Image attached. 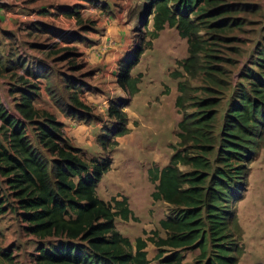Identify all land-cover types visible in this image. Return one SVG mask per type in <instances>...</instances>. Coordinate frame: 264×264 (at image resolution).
I'll use <instances>...</instances> for the list:
<instances>
[{
	"label": "trees",
	"instance_id": "obj_1",
	"mask_svg": "<svg viewBox=\"0 0 264 264\" xmlns=\"http://www.w3.org/2000/svg\"><path fill=\"white\" fill-rule=\"evenodd\" d=\"M150 2L154 8V30L148 32L151 38L156 39L166 26L176 27L189 45V56L180 64L193 78L202 74L208 93L179 123L182 149L165 167L149 170L156 184L153 199L174 207L160 221L166 235L154 232L151 238L137 237L134 244L117 229V219L128 221L134 212L126 196L106 201L97 193V185L113 163L112 153L85 159L81 148L65 135L64 124L34 105L38 84L19 76L25 86L17 88L18 114L0 100V177L5 185L3 194L0 192V216L11 210L26 223L27 234L38 245L35 264H150L148 241L158 248L156 257L164 264H181L183 252L190 248L200 249L207 264H235L230 257L234 248L229 245V203L242 199L244 161L264 136V50L255 60L260 73L250 70L245 75L249 87L238 86L217 135L218 95L227 88V80L220 64L224 58L215 54L213 46L219 44L217 40H225L222 34L242 27V20L232 17L241 10L240 4H225L224 0ZM147 44L152 45V40ZM143 51V44L137 45L118 64L117 81L128 96L110 103L108 116L114 125L103 127L98 138L104 150H113L118 145L116 138L129 132L125 107L139 93L142 76L132 78L131 71ZM19 66H25L21 57L9 68ZM25 69L34 78L47 77V69L40 65ZM172 75L177 78L183 73ZM66 86L77 87L74 81ZM178 87L181 94L176 105L184 108L187 83L181 81ZM69 97L71 105L64 108L67 115L90 118L92 108L78 93L72 91ZM180 165L190 169L183 171ZM167 248L172 253L164 256ZM0 256L14 262L11 252Z\"/></svg>",
	"mask_w": 264,
	"mask_h": 264
},
{
	"label": "rangeland",
	"instance_id": "obj_2",
	"mask_svg": "<svg viewBox=\"0 0 264 264\" xmlns=\"http://www.w3.org/2000/svg\"><path fill=\"white\" fill-rule=\"evenodd\" d=\"M224 2L240 4L241 10L232 17L242 20L243 25L222 34L225 40H217L219 44L213 46L215 54L224 58L220 64L225 70L222 77L227 80V88L218 95L217 135L236 89L240 85L249 87L245 75L250 70L260 73L255 60L264 50V0ZM115 12L120 13L119 21L107 16ZM153 18L150 0H0V100L18 114L17 88L25 86L18 79L24 76L40 88L34 105L50 111L64 124L65 135L81 148L85 159L112 153L113 163L97 185V193L106 201L128 198L134 216L128 221L118 218L116 227L134 244L137 237L151 238L154 232L166 235L160 221L172 214L174 207L153 199L156 184L149 170L165 167L182 149L177 135L179 123L185 113L196 110L193 104L208 94L202 74L193 78L180 64L189 56L187 39L170 26L152 39L148 32L154 30ZM201 34L206 35V31ZM150 40L152 45L147 44ZM141 44L143 54L131 71L132 78L142 74L140 91L125 107L129 132L116 138L118 145L113 150H104L98 138L103 127L114 125L108 116L110 103L128 96L119 86L115 70L120 60ZM18 57L25 66L10 69ZM39 65L47 69V77L34 78L26 73L25 68L36 69ZM176 71L183 75L174 77ZM70 81L77 87L68 88ZM181 81L187 83L184 108L176 105ZM72 91L92 108L87 120L65 112L64 108L71 105ZM244 166L243 197L229 203V245L234 248L230 257L235 264H264V136ZM180 168L190 169L183 165ZM4 186L0 177L2 194ZM25 226L11 210L0 216V254L11 252V264H35L37 241L27 234ZM147 251L150 264H164L156 257L158 248L151 241ZM171 253L167 248L164 256ZM200 253L198 248L185 250L181 264H207ZM0 262L10 264L1 256Z\"/></svg>",
	"mask_w": 264,
	"mask_h": 264
},
{
	"label": "crops",
	"instance_id": "obj_3",
	"mask_svg": "<svg viewBox=\"0 0 264 264\" xmlns=\"http://www.w3.org/2000/svg\"><path fill=\"white\" fill-rule=\"evenodd\" d=\"M107 16H109V17H111V18H113V19L119 21L118 16H120V13H118V12L110 13V14H108ZM117 69H118V66H117ZM117 69L115 70V74L118 72ZM65 126H66V125H65ZM64 131H65V130H64Z\"/></svg>",
	"mask_w": 264,
	"mask_h": 264
}]
</instances>
